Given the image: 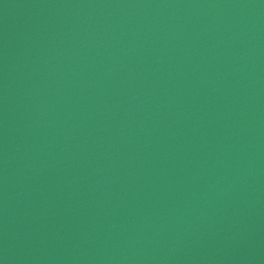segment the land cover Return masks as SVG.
I'll return each instance as SVG.
<instances>
[{
	"label": "water",
	"instance_id": "obj_1",
	"mask_svg": "<svg viewBox=\"0 0 264 264\" xmlns=\"http://www.w3.org/2000/svg\"><path fill=\"white\" fill-rule=\"evenodd\" d=\"M0 264H264V0H0Z\"/></svg>",
	"mask_w": 264,
	"mask_h": 264
}]
</instances>
